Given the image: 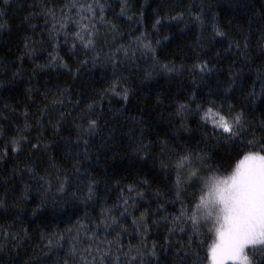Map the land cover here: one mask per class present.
<instances>
[{"label":"snow or ice","instance_id":"obj_1","mask_svg":"<svg viewBox=\"0 0 264 264\" xmlns=\"http://www.w3.org/2000/svg\"><path fill=\"white\" fill-rule=\"evenodd\" d=\"M8 3L0 0V17ZM153 3L150 27L143 7L135 19L128 15L129 0H118V12L113 0L29 5L32 11L23 22L39 39L24 38L20 65L10 79H0V89L23 78L25 57L33 60L43 51L46 60L34 64L26 81L28 103L22 108L0 103V217L13 221L0 225V253L19 255L30 238L26 217L50 213L64 217L63 227L45 225L38 231L40 250L56 256L53 264H264V112L257 117L249 108L258 99L264 104V64L249 85L240 83L244 66L254 63L251 53L258 48L264 56V6L259 16L250 9L247 29L237 25L233 32L231 22L222 23L206 0ZM122 17L139 25L127 39L117 23ZM190 26L198 29L194 43L184 45L191 54L179 43L173 51L171 45ZM218 39L227 43L223 51L235 50L238 59L224 80L217 79L202 95L201 86L219 72L221 52L210 51ZM96 68L105 77L110 73L107 87L76 92L75 82ZM51 69L63 70L73 84L43 91L31 86L38 71ZM130 70L142 73V83L155 75L175 81L187 74L191 90L173 100L166 131L153 132L143 117H124L133 125L126 133L127 156L150 164L147 174L101 177L91 167L100 159L91 141L108 123L105 98L111 97L109 104L119 98L126 106L135 94L124 75ZM156 101L162 103L159 93ZM126 111L122 108L121 115ZM190 118L195 128L187 123ZM67 124L75 139L56 145L54 138ZM102 147L110 150L107 141ZM62 148L70 161L53 154ZM113 191L116 195L109 196Z\"/></svg>","mask_w":264,"mask_h":264},{"label":"trees","instance_id":"obj_2","mask_svg":"<svg viewBox=\"0 0 264 264\" xmlns=\"http://www.w3.org/2000/svg\"><path fill=\"white\" fill-rule=\"evenodd\" d=\"M35 0H9L6 6V14L0 17V24H3V29H0V79H10L11 73L17 70L20 65L18 57L23 55V41L26 36L33 37V32L23 22L24 17L29 15L32 9L29 5L33 4ZM170 3L179 4L180 0H169ZM187 3V0H184ZM193 3L199 4L205 2V0H192ZM206 2L214 5L213 11L218 13L219 20L222 23L227 24L231 22V29L235 30L237 25H243L247 29L248 17L250 15V9L254 8L256 14L259 16L261 7L264 6V0H206ZM131 5V11L128 15L133 16L135 19L138 16L139 11L143 7L145 12V24L150 27V17L152 8L156 7L153 0H129ZM151 5V7H149ZM113 6L118 12V0H113ZM246 6V7H244ZM33 23L39 24V20L32 21ZM117 23L120 25L122 31L125 34V39L128 38L130 31H135L139 25L129 22L125 18H120ZM168 31V30H165ZM170 31L176 32L175 28ZM198 29L195 26H190L186 29V35L183 39H177L176 43L171 45V49L175 51L176 44L179 43L184 48V52L190 55V51L185 44H192L196 40ZM210 33V28L205 33L207 36ZM138 34V33H137ZM34 39H39L37 33ZM239 37H237L238 39ZM255 44V41H253ZM210 51L214 55L215 52L220 51L221 57L218 61L219 72L213 75V79L210 84L201 86V94L204 95L208 91V87L215 85L217 79L224 80L225 75L229 70V66L236 61L238 57L235 54V50L232 52H224L223 49L227 48V43L222 42L219 39L211 42ZM50 50V49H49ZM67 50L64 49L61 55L65 56ZM254 63L245 65L242 72L241 84L249 85L253 80L256 79L257 67L264 64V56L260 54L258 48L251 53ZM46 60V53L41 51L37 57L33 60H23L22 79H18L15 84H11L3 89H0V103H9L13 106L19 104L21 108L24 104L28 103L27 98L24 96V90L28 87L26 81L28 77L32 75L34 64H43ZM214 63L217 61L214 60ZM141 67H147L146 64L141 62ZM124 75L128 77V86H130L134 95H130L129 103L125 106L122 102H117L119 98L112 100L109 104L108 100L111 97L105 98V113L108 121L107 125L103 128L101 135L93 138L92 151L98 153L100 159L92 163L91 167L96 170V173L101 177L105 173L108 175L124 176L127 177L130 173L143 172L148 173L151 165H142L139 162L132 161L127 156V138L126 133L129 128L133 127L124 117L141 118L151 125L153 132H163L167 130V117L172 111V102L175 98L179 97L183 99L184 89L191 90L190 85L192 78L187 74L182 78H177L175 81H168L163 75H155V78L151 81L141 82L138 78L142 76V73H137L135 70L124 72ZM110 79V73L107 77L103 75L101 69H90L82 74L80 80H77L73 85L76 92L86 88L89 93L107 87L106 80ZM72 85L71 78L63 74V70L51 69L47 72H37L35 78L31 82L32 87H39L42 91L44 87L49 88L55 87V85ZM160 94L161 104H157L156 96ZM127 107V111L121 115L120 110ZM251 112L257 117L264 112V104L258 99L255 104L249 105ZM164 117V119H161ZM187 123L192 127H196V121L194 118H190ZM112 135L113 139L108 140L109 135ZM51 136V133H48ZM76 133L72 130L70 124L65 125L64 130L61 132L59 137H55L56 145H62L64 138L75 139ZM122 137H124L122 139ZM152 138H155L154 136ZM102 141H107L110 150L105 151L102 147ZM113 152L117 153L116 158L113 159ZM54 155L60 156L64 161H70L67 149H61L60 152H56L54 149ZM221 159L227 162L228 156L226 153H221ZM135 164V167L132 165ZM65 166H70L66 163ZM88 165L86 164L85 167ZM11 167V164L8 165ZM151 178V177H148ZM109 196L114 197L116 193L109 192ZM27 226L31 229L30 238L22 242V247L19 249V255L15 253H0V264H23L24 260L33 258L38 260V264H53L56 256L50 254L45 256L40 250V240L38 231L44 229L45 225L58 224L60 227L64 226V217L61 216L58 219H54L49 213L46 216L31 217L27 216L25 220ZM13 221L11 217H0V225H9ZM39 226V227H38ZM46 230V229H45Z\"/></svg>","mask_w":264,"mask_h":264}]
</instances>
